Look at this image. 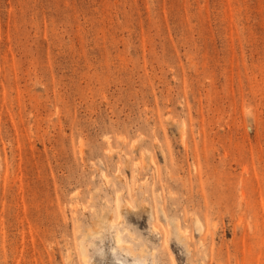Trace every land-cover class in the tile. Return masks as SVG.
<instances>
[{
  "label": "rangeland",
  "instance_id": "1",
  "mask_svg": "<svg viewBox=\"0 0 264 264\" xmlns=\"http://www.w3.org/2000/svg\"><path fill=\"white\" fill-rule=\"evenodd\" d=\"M0 264H264V0H0Z\"/></svg>",
  "mask_w": 264,
  "mask_h": 264
}]
</instances>
